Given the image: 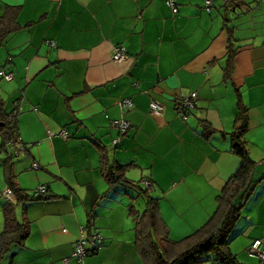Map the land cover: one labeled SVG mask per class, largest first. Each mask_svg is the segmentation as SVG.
<instances>
[{
	"label": "crops",
	"instance_id": "1",
	"mask_svg": "<svg viewBox=\"0 0 264 264\" xmlns=\"http://www.w3.org/2000/svg\"><path fill=\"white\" fill-rule=\"evenodd\" d=\"M166 1L0 0V16L11 8L16 23L0 44V68L14 74L0 79V126L17 109L14 136L24 145L12 156L0 133V231L4 161L30 195L45 188L35 194L44 199L16 206L29 236L2 264H141L134 222L128 227L126 208L107 196L98 146L109 161L127 166L128 180L144 188L151 182L146 189L159 199L171 240L194 233L241 166L228 135L237 94L248 109L252 178L264 175V2L211 0L207 12L205 0H174L175 13ZM117 46L126 58L113 62ZM191 92L195 107L182 118L178 102ZM123 99L132 106L123 107ZM151 101L163 107L160 116ZM115 119L129 122L124 134ZM96 234L103 243L93 250ZM80 238L89 251L77 261ZM254 239L264 242V178L230 236L238 264H260L248 253Z\"/></svg>",
	"mask_w": 264,
	"mask_h": 264
},
{
	"label": "trees",
	"instance_id": "2",
	"mask_svg": "<svg viewBox=\"0 0 264 264\" xmlns=\"http://www.w3.org/2000/svg\"><path fill=\"white\" fill-rule=\"evenodd\" d=\"M10 10L11 8H8L6 13L0 16V44L16 28L15 13ZM231 58L232 54L224 68L225 77H228L231 71ZM2 68L0 70L12 72ZM236 108L233 130L228 135L231 140V152L240 157L241 166L217 195L216 209L213 214L194 233L180 241L171 240L168 229L160 216L159 199L149 195L148 190L138 182V188L144 198V209L140 212L130 205L128 214L134 222V244L141 264H238L229 248L230 236L236 222L242 216L245 203L253 193L256 183L263 179L264 175L259 180L252 178L255 163L249 157L245 140L248 129V109L239 94H237ZM8 117L9 115H6V120L2 118L0 126V133L3 137L1 148L9 146L12 148V156H15L20 151H24V145L16 140L14 120H9ZM205 128L208 133H213L212 130H208L207 125ZM20 146H22L21 149ZM98 151L101 175L107 182L109 190H117L120 184L132 182L125 177L127 166L109 161L105 148L98 146ZM3 166L6 187L12 190L14 199L5 200L2 197L4 203L1 207L3 229L0 231V264L10 252L11 247L24 246V242L29 236V222L24 217L18 220L16 206L18 204L26 206L31 201L44 199L43 196H35L37 193L30 195L27 190L18 185L16 175L8 161H4ZM22 216L24 215L22 214Z\"/></svg>",
	"mask_w": 264,
	"mask_h": 264
},
{
	"label": "built area",
	"instance_id": "3",
	"mask_svg": "<svg viewBox=\"0 0 264 264\" xmlns=\"http://www.w3.org/2000/svg\"><path fill=\"white\" fill-rule=\"evenodd\" d=\"M264 2V0H262ZM166 4L171 7V9L173 10V12H177L178 11V7L175 4L174 0H167ZM204 8L207 12L210 11L211 8V0H205L204 1ZM51 44H53V42H50ZM126 58V49L123 46H117L113 48L112 54H111V60L113 62H119L122 61ZM14 77L13 72H5L3 70H0V78L6 79L7 81L12 80ZM197 99V94L196 92H191L189 94V96L187 97H183L179 100V104H178V112L181 114L182 118L186 117L185 111L186 110H190L193 108L195 101ZM121 105L123 107L129 108L132 106V102L129 99H123L121 100ZM150 110L153 114L160 116L163 112V107L155 102V101H151L150 102ZM17 109H15L11 114H9V120H14L17 116ZM114 127H116L119 132L121 134H124L130 127V124L128 121L124 120V119H115L112 121L111 123ZM58 135L61 136H66V133L64 131H61L58 133ZM117 141V140H116ZM116 141L114 143H116ZM20 149L22 148V146L19 147ZM38 168V165L36 163H33L31 165V169L32 170H36ZM144 186L148 189L151 187V182L148 180L144 181ZM45 192V188L43 186H39L35 189V193L38 194H43ZM1 196L5 199V200H13L14 196H13V192L10 188L5 187V189L2 191ZM101 242L102 238L99 234L93 235V241H92V246L91 249H96L97 246L102 245ZM85 240H83L82 238H80L78 240V242L76 243V248H75V252H74V257L77 261H80L87 253H88V249L85 248ZM248 253L252 256H256L259 258L260 260V264H264V242L262 241V239H254L251 241L250 247L248 249ZM64 263L66 264L67 261L65 260ZM210 264H219V263H210Z\"/></svg>",
	"mask_w": 264,
	"mask_h": 264
},
{
	"label": "rangeland",
	"instance_id": "4",
	"mask_svg": "<svg viewBox=\"0 0 264 264\" xmlns=\"http://www.w3.org/2000/svg\"><path fill=\"white\" fill-rule=\"evenodd\" d=\"M116 193H113V192ZM148 194H151V191L148 190ZM114 196L117 198L118 203L122 204L126 210H122L124 212V215L126 216V221H127V226L132 227L133 226V221L131 216L128 214L127 208L132 205L134 209L138 211H142L144 209V198L138 188V181L132 180L131 183H122L117 187V190H110L107 193V196ZM124 209V208H123ZM121 211V210H120ZM3 227V226H2ZM89 240V239H87ZM14 248V247H11Z\"/></svg>",
	"mask_w": 264,
	"mask_h": 264
}]
</instances>
